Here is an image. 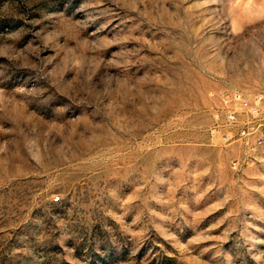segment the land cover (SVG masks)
<instances>
[{
  "label": "rangeland",
  "instance_id": "374dc122",
  "mask_svg": "<svg viewBox=\"0 0 264 264\" xmlns=\"http://www.w3.org/2000/svg\"><path fill=\"white\" fill-rule=\"evenodd\" d=\"M233 93L264 0H0V264H264Z\"/></svg>",
  "mask_w": 264,
  "mask_h": 264
},
{
  "label": "built area",
  "instance_id": "2783aa9c",
  "mask_svg": "<svg viewBox=\"0 0 264 264\" xmlns=\"http://www.w3.org/2000/svg\"><path fill=\"white\" fill-rule=\"evenodd\" d=\"M226 123L234 130V138L246 151L264 155V94L247 100L240 93L223 97ZM226 137H223L226 140ZM235 165H239L236 162Z\"/></svg>",
  "mask_w": 264,
  "mask_h": 264
}]
</instances>
